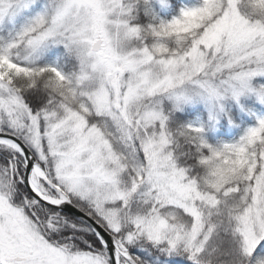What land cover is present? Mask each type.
<instances>
[{"label":"snow or ice","instance_id":"obj_1","mask_svg":"<svg viewBox=\"0 0 264 264\" xmlns=\"http://www.w3.org/2000/svg\"><path fill=\"white\" fill-rule=\"evenodd\" d=\"M0 264H264V0H0Z\"/></svg>","mask_w":264,"mask_h":264}]
</instances>
